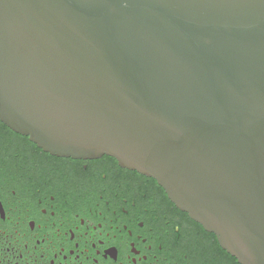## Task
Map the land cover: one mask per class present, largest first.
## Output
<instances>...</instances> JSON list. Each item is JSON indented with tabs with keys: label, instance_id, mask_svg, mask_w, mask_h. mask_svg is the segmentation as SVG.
<instances>
[{
	"label": "water",
	"instance_id": "obj_1",
	"mask_svg": "<svg viewBox=\"0 0 264 264\" xmlns=\"http://www.w3.org/2000/svg\"><path fill=\"white\" fill-rule=\"evenodd\" d=\"M0 120L155 178L264 264V0H0Z\"/></svg>",
	"mask_w": 264,
	"mask_h": 264
},
{
	"label": "flooded vegetation",
	"instance_id": "obj_2",
	"mask_svg": "<svg viewBox=\"0 0 264 264\" xmlns=\"http://www.w3.org/2000/svg\"><path fill=\"white\" fill-rule=\"evenodd\" d=\"M212 234L155 178L53 155L0 120V264H238Z\"/></svg>",
	"mask_w": 264,
	"mask_h": 264
},
{
	"label": "trees",
	"instance_id": "obj_3",
	"mask_svg": "<svg viewBox=\"0 0 264 264\" xmlns=\"http://www.w3.org/2000/svg\"><path fill=\"white\" fill-rule=\"evenodd\" d=\"M212 234V233H211ZM212 235H214V234H212ZM217 242H218V240H217ZM218 245H219V243H218ZM220 246V245H219ZM221 247V246H220ZM222 248V247H221ZM222 250H223V252L224 253H227V254H229L226 250H224L223 248H222ZM230 255V254H229ZM234 260H236V262H238V260L234 257V256H232V255H230ZM238 264H240L239 262H238Z\"/></svg>",
	"mask_w": 264,
	"mask_h": 264
}]
</instances>
